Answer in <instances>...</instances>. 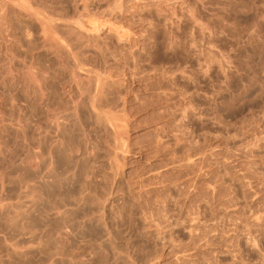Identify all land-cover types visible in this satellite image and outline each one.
Wrapping results in <instances>:
<instances>
[{"label":"rangeland","instance_id":"374dc122","mask_svg":"<svg viewBox=\"0 0 264 264\" xmlns=\"http://www.w3.org/2000/svg\"><path fill=\"white\" fill-rule=\"evenodd\" d=\"M156 126L189 146L145 148ZM164 208L185 220L165 243L143 224ZM174 245L264 264V0H0V264H176Z\"/></svg>","mask_w":264,"mask_h":264},{"label":"bare ground","instance_id":"6f19581e","mask_svg":"<svg viewBox=\"0 0 264 264\" xmlns=\"http://www.w3.org/2000/svg\"><path fill=\"white\" fill-rule=\"evenodd\" d=\"M78 26H80L82 29H84V28H86V27H82L80 24L78 25ZM77 26V27H78ZM79 27V28H80ZM86 30H87V28H86ZM85 29H84V31L85 32H87V34H88V32H96V33H98L99 32V28L98 27H93V29L91 30V31H89V29L86 31ZM83 31V32H84ZM50 45H52V43H50ZM104 56H105V54H104ZM106 56H108V54H106ZM107 59H109V58H107ZM106 60V59H105ZM38 77L41 79V81L42 80H44L45 79V71H41L40 70V72L38 73ZM97 77V76H96ZM95 77V78H96ZM101 77V76H100ZM102 78V77H101ZM101 78H98L99 80L97 81L98 82V84H101L102 83V81H104L103 79L101 80ZM47 79V78H46ZM107 79V78H106ZM95 80V79H94ZM46 82V81H45ZM94 82H96V80L94 81ZM93 82V83H94ZM102 84H105L104 82L102 83ZM102 84H101V87H102ZM94 85V84H93ZM98 85L96 84V86H94L95 88L97 87ZM103 88V87H102ZM98 89V88H97ZM96 89V90H97ZM95 90V89H94ZM101 90V89H100ZM100 90L98 91V93L100 92ZM96 92V91H95ZM98 93H95L94 95H98ZM99 95H101V93L99 94ZM96 96V97H100V96ZM171 104V103H170ZM166 106H168V105H166ZM175 106V105H174ZM169 107V106H168ZM167 107V108H168ZM172 107V106H171ZM93 108H95L96 110H97V108L96 107H94L93 106ZM174 108V107H173ZM176 108V107H175ZM177 108H179V107H177ZM94 109V110H95ZM120 109V108H119ZM123 109V108H122ZM165 109V108H164ZM95 110V111H96ZM105 109H102L101 111H102V115H103V111H104ZM111 110V109H110ZM113 110V109H112ZM161 110V109H160ZM167 110V109H166ZM189 110V109H188ZM186 108H183V107H181V108H179V109H175V112H174V117H175V119L174 120H176V118L180 121V122H184V124H185V121H187L188 120V118H189V111H188ZM114 111V110H113ZM112 111V112H113ZM117 111H119L118 110V108H117ZM173 111V110H172ZM96 112H98V113H101L100 111H99V109H98V111H96ZM107 110H105V113H104V115H105V120H106V125H107V127H110V129L114 132V134H115V136H116V140H115V143H116V141H120L119 139H121V142L122 143H124L123 142V138L124 137H122L121 136V134L123 135V133H121L122 132V130H121V128H122V120H119V118L117 119V115L114 113V117H113V113H112V115H110V114H107ZM109 112H111V111H109ZM116 112V111H115ZM119 112H121V111H119ZM123 112H125L124 111V109H123ZM101 115V114H100ZM104 117V116H103ZM102 117V118H103ZM104 119V118H103ZM121 121V122H120ZM180 122H178V124L180 123ZM178 127V126H177ZM185 126L182 124L181 125V128L183 129ZM162 128V127H161ZM161 128L159 127H155V129L153 128V130L151 129V131H150V133H151V135L153 136V138H152V140H151V142H149V145L148 146H146L145 148H152L151 150H153V149H156L157 151L158 150H169L170 152H172V153H177V152H179V151H181L182 149H183V147L185 146V147H187V145L189 146V138H188V136L187 135H185V136H183V134L182 135H178L177 133H180V130L178 129V130H173V131H170V132H163V133H161ZM178 128H180V126L178 127ZM182 129H181V131H182ZM185 129V128H184ZM150 130V129H149ZM147 131V130H146ZM184 132V131H183ZM145 133V132H144ZM148 134V133H147ZM150 135V136H151ZM114 136V135H113ZM143 137V136H142ZM118 142H117V145L118 146H120V144H122L121 142H120V144H118ZM125 144V143H124ZM124 144L122 145V149H121V151H122V154L123 153H126L125 151L123 152V147H124ZM114 145H116V144H114ZM116 145V146H117ZM169 146H171V147H169ZM117 148V147H116ZM120 148V147H119ZM144 148V149H145ZM115 149V148H114ZM150 150V151H151ZM139 151V150H138ZM146 151V150H145ZM155 151V150H154ZM139 152H141V151H139ZM163 152V151H162ZM136 153V152H135ZM146 153V152H145ZM158 153V152H157ZM161 154V153H160ZM138 155H139V153H138ZM140 157L142 156V155H139ZM137 157V156H136ZM173 157V156H172ZM171 162V161H170ZM177 162V161H176ZM192 162L191 161H189L188 159H185V160H182V161H179V163L177 164V165H179L178 166V168L179 167H181L180 169H185L186 168V170L187 169H189V168H192ZM172 166H173V163H172ZM177 168V169H178ZM183 169V170H184ZM180 171H182V170H180ZM185 171V170H184ZM188 171V170H187ZM186 172V171H185ZM149 175L150 176H154V177H156V178H159L160 180L162 179V180H164L163 178H164V174H162L161 172H156V171H149ZM162 182V181H161ZM163 183V182H162ZM159 185V184H158ZM154 186H156V184L155 185H153V187ZM144 187H146L145 189H144ZM144 187H142L143 189H138V198H140V197H146V196H150L151 194H153V193H155V192H157L158 191V189L156 190L155 188H153L152 186L150 187V185H145ZM163 187V186H162ZM207 187V186H206ZM209 187V186H208ZM216 188V187H215ZM161 191V190H160ZM213 191H214V189H213ZM213 191H212V189L209 187V188H206L205 189V191H204V195H203V197L204 198H206V197H209V195H211V193H213ZM159 193V192H158ZM214 194V193H213ZM201 196V195H200ZM203 197H201V198H203ZM213 197V196H212ZM211 197V198H212ZM136 200H137V198H136ZM220 200V199H219ZM201 201H204V199H202V200H200V202ZM138 202V201H137ZM204 203V202H203ZM142 204H144V203H141V205L140 206H142ZM222 204V203H221ZM136 205V204H135ZM134 205V206H135ZM138 205V204H137ZM133 206V208H135ZM139 206V205H138ZM219 206H221V205H219ZM219 206H217L218 208H219ZM224 206V205H223ZM222 207V206H221ZM139 208V207H138ZM143 208V207H142ZM141 208V209H142ZM217 208V209H218ZM187 209V208H186ZM185 209V210H186ZM216 209V210H217ZM188 210H189V208H188ZM153 211H155V212H152V214H150L149 216H144L143 217V224L144 225H146V227H147V231H148V236H150V237H153L154 238V240L156 239V240H160V241H162L163 243H165V239H167V237L165 236V234L163 235V231H164V229H173V228H175V227H178L179 226V224H183L184 222H185V220H183L182 219V217H181V223H180V221H178V220H175L172 216H171V214H170V211H169V209L168 208H164V209H162V210H157V209H153ZM231 211V210H230ZM191 211H187L186 210V212L185 213H187V216L189 217V219H188V217L186 216L185 217V219L192 225V226H196V224L197 223H199V219H198V216H195L194 217V215H196L195 213H193V211H192V213H190ZM233 214V213H232ZM162 224H166V227L165 228H160V225H162ZM193 231H194V229H192L191 231H190V234L191 233H193ZM163 235V236H162ZM190 237H191V235H190ZM192 238V237H191ZM238 240H239V238H238ZM236 241H237V239H236ZM156 242V241H155ZM159 242V241H158ZM193 243H194V250H200V249H204L205 247H207V243H206V241L203 239V241H201L200 239L199 240H195V241H193ZM173 245V244H172ZM181 248L180 247H177L176 245H174L172 248H171V251H169V255H170V257L169 258H172L173 260H174V262L176 263V264H181L182 262H184V261H187L188 263H186V264H210L208 261H207V259H205L204 258V256H206L208 253H206V254H204V255H202V254H194L193 256H191L190 254V256L191 257H189V258H187V259H185V257L184 256H186L185 255V251H183V250H180ZM168 255V256H169ZM188 255V254H187Z\"/></svg>","mask_w":264,"mask_h":264}]
</instances>
